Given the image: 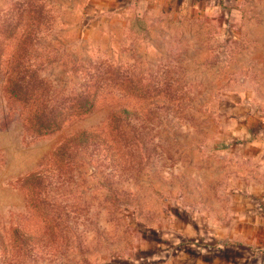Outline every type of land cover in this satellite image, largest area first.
<instances>
[{
    "label": "rangeland",
    "instance_id": "rangeland-1",
    "mask_svg": "<svg viewBox=\"0 0 264 264\" xmlns=\"http://www.w3.org/2000/svg\"><path fill=\"white\" fill-rule=\"evenodd\" d=\"M261 124L264 0H0V264H193Z\"/></svg>",
    "mask_w": 264,
    "mask_h": 264
},
{
    "label": "crops",
    "instance_id": "crops-1",
    "mask_svg": "<svg viewBox=\"0 0 264 264\" xmlns=\"http://www.w3.org/2000/svg\"><path fill=\"white\" fill-rule=\"evenodd\" d=\"M239 156L255 162L251 176L234 187L224 215H210V226L198 232L211 245L193 249V264H264V135L244 137Z\"/></svg>",
    "mask_w": 264,
    "mask_h": 264
},
{
    "label": "trees",
    "instance_id": "trees-1",
    "mask_svg": "<svg viewBox=\"0 0 264 264\" xmlns=\"http://www.w3.org/2000/svg\"><path fill=\"white\" fill-rule=\"evenodd\" d=\"M56 120H57L56 118L53 120H49L48 123H46V125L49 124V126L54 129L55 128L54 125H55Z\"/></svg>",
    "mask_w": 264,
    "mask_h": 264
}]
</instances>
